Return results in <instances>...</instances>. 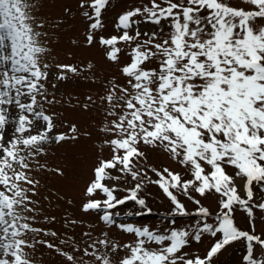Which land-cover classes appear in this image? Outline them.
I'll return each instance as SVG.
<instances>
[{
  "label": "snow or ice",
  "instance_id": "snow-or-ice-1",
  "mask_svg": "<svg viewBox=\"0 0 264 264\" xmlns=\"http://www.w3.org/2000/svg\"><path fill=\"white\" fill-rule=\"evenodd\" d=\"M243 2L249 7L233 5L231 0H150V6L133 8L118 17L120 35L99 38L106 58L119 63L121 49L117 45L138 41L141 35L129 31L136 23L134 17L144 16L156 25L167 21L171 26L169 36L161 42H154L157 34L153 32L143 44L132 48L130 61L121 68L128 87L111 83L103 97L111 106L107 115L115 117L101 129L112 155L99 160L86 191L90 197L102 192L106 199H90L83 211L104 209L101 219L111 225L114 219L108 209L129 200L146 208L145 200L138 197L141 179L146 178L138 164L146 158L138 147L141 142L162 148L190 172L191 179L185 180L168 168L152 169L159 180L151 182L159 185L177 214L186 212L173 190L185 195L190 190L200 196L214 193L219 204L215 223L204 222L191 235L185 230H170L165 235L147 227L121 225L137 240L134 245H125L130 255L119 264H213V258L226 246L240 240L246 244L244 264H264V234L256 233L253 220L255 210L264 212V26H254L258 19H264V0ZM109 3L82 0L80 4L89 21V45L95 42V31L103 26L102 12ZM34 7L31 0H0V264H31L26 249L35 245L25 237L40 231L32 227V217L21 215L33 210L28 196L32 188L22 186L34 187L27 158L43 152V145L49 142L75 139L50 135L52 117L45 114L37 99L44 95L41 82L48 79L43 70L48 65L42 69L40 63L48 49L42 39L46 34L37 30L43 24L36 21ZM157 57L158 70L147 67ZM58 67L78 71L70 65ZM58 78L65 79L63 75ZM70 131L76 133L77 129L72 126ZM25 150L26 155H22ZM113 169L137 181L122 199L114 195L113 185L105 183L120 179L111 176ZM235 206L250 218V230L235 224ZM196 214L208 217L210 212L200 206ZM203 233L219 234L204 257L180 254L190 239L198 242ZM98 243L106 249L103 254L93 243V250L86 248L83 256L99 264H112L108 252L119 246L109 245L107 239ZM148 244L160 247L151 249ZM61 254L70 264H78L73 255Z\"/></svg>",
  "mask_w": 264,
  "mask_h": 264
},
{
  "label": "rangeland",
  "instance_id": "rangeland-1",
  "mask_svg": "<svg viewBox=\"0 0 264 264\" xmlns=\"http://www.w3.org/2000/svg\"><path fill=\"white\" fill-rule=\"evenodd\" d=\"M34 4L33 15L37 22L43 24V28L37 29L46 35L42 37L44 46L48 49L41 58V66L48 73V79L42 81L44 95L38 96L39 104L45 114L52 117L53 138L58 134L75 136V139H66L59 143L49 142L43 145V152L29 156L27 163L30 165L29 177L34 181L28 196L32 203L30 212H21V215L32 217V227L40 231L27 233L26 239L35 246L26 249L31 264H70L61 253L73 255L78 264H99L88 256H83L84 250L96 243V250L103 254L106 249L98 241L107 239L109 245H118L115 251H109L108 255L112 264L119 262L130 255V250L125 245H134L137 237L134 233L125 232L121 225L136 228H149L156 234H168L170 230H185L193 234L199 225L204 222L215 223L216 213L219 211L218 197L214 193L200 196L194 190L188 195L174 191L177 199L185 207V215L177 214L174 205L167 198L157 183L159 180L152 171L164 168L179 173L185 180L191 179V174L178 161L173 160L162 148H153L142 142L138 146L146 158L138 161L139 167L146 173V178L141 179V189L138 197L145 200L146 207L154 214L179 216L175 222L169 223L158 218L135 217L142 215L144 208L133 203L107 210L118 217L111 225H103L98 217L99 211H83L81 204L90 199L103 200L102 192L97 191L93 196H88L87 187L94 179V168L100 159L111 157V147L104 143L105 134L101 129L115 117L107 115L110 105L103 97L106 96L111 83L128 87L127 77L123 76L121 68L130 61V53L137 43L143 44L153 32L157 34L154 42H161L170 34L171 26L167 21L162 25L150 23L144 16L134 17L136 23L129 31L141 33L138 41L131 43L121 42L117 46L121 49L119 63H114L106 58L105 48L100 45L99 38L118 36L121 29L117 27L118 17L133 8L150 6V0H110L109 6L102 12V27L95 31V42L87 43L86 35L89 31V21L82 15L80 8L82 0H31ZM160 2V0H158ZM233 5L248 8L243 0H231ZM67 9V11H66ZM255 27L264 26V19H258ZM91 63L93 67L87 66ZM160 60L153 58L147 63V67L158 70ZM58 65H70L76 67V73L62 71ZM63 75L65 79L58 77ZM46 97V99H45ZM89 97L91 99H89ZM27 102V101H25ZM39 110V109H38ZM15 109L13 113L15 114ZM119 111V109L117 110ZM75 126L76 133L70 129ZM9 133L12 129L9 128ZM27 135V133H25ZM27 150L22 152L26 155ZM17 171L21 169L16 167ZM231 171V170H230ZM111 176H119V180H106V184L116 188L117 197L129 194L126 189H132L137 183L130 175H124L113 169ZM0 190H3L0 187ZM196 200L200 204L195 203ZM204 206L209 209L210 215L202 217L197 215V209ZM127 215L133 217H127ZM234 222L241 230H250V218L240 207L235 206L233 213ZM204 218V219H203ZM255 231L264 234V212L254 211L253 217ZM210 233H203L200 241L190 239L189 244L182 249L180 254H186V258L204 257L211 246L218 239ZM47 242V243H44ZM47 244H53L49 248ZM147 247L157 249L160 246L148 244ZM246 254V244L243 240L235 241L226 246L213 258V264H244L242 257Z\"/></svg>",
  "mask_w": 264,
  "mask_h": 264
},
{
  "label": "water",
  "instance_id": "water-1",
  "mask_svg": "<svg viewBox=\"0 0 264 264\" xmlns=\"http://www.w3.org/2000/svg\"><path fill=\"white\" fill-rule=\"evenodd\" d=\"M143 217V216H142Z\"/></svg>",
  "mask_w": 264,
  "mask_h": 264
}]
</instances>
